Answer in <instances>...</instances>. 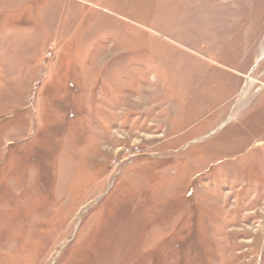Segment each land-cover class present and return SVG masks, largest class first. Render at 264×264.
<instances>
[{
	"label": "rangeland",
	"instance_id": "rangeland-1",
	"mask_svg": "<svg viewBox=\"0 0 264 264\" xmlns=\"http://www.w3.org/2000/svg\"><path fill=\"white\" fill-rule=\"evenodd\" d=\"M0 264H264V0H0Z\"/></svg>",
	"mask_w": 264,
	"mask_h": 264
}]
</instances>
